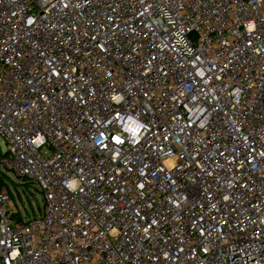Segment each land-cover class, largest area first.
<instances>
[{"label":"built area","instance_id":"1","mask_svg":"<svg viewBox=\"0 0 264 264\" xmlns=\"http://www.w3.org/2000/svg\"><path fill=\"white\" fill-rule=\"evenodd\" d=\"M0 139V264H264V0H0Z\"/></svg>","mask_w":264,"mask_h":264},{"label":"rangeland","instance_id":"2","mask_svg":"<svg viewBox=\"0 0 264 264\" xmlns=\"http://www.w3.org/2000/svg\"><path fill=\"white\" fill-rule=\"evenodd\" d=\"M6 152L7 147L0 139V154L3 155ZM0 172L4 174L3 181L11 192L12 203L22 221L38 216L39 211L43 208V195L36 185L31 181L17 178L15 174L3 170L1 167ZM24 182L27 184L26 186H23ZM14 185H17V193L14 191Z\"/></svg>","mask_w":264,"mask_h":264},{"label":"trees","instance_id":"3","mask_svg":"<svg viewBox=\"0 0 264 264\" xmlns=\"http://www.w3.org/2000/svg\"><path fill=\"white\" fill-rule=\"evenodd\" d=\"M4 156H5V154H3V155L0 154V158H2ZM3 177H4V174L2 172H0V186H4L5 185V183L3 181ZM22 180L28 181L26 179H22ZM26 185L27 184L24 182L23 186H26ZM14 191H16V193H17V185H14ZM9 194H10V197H11V192L10 191H9ZM11 199H12V197H11ZM40 213H41V211H39L38 216L40 215ZM38 216H35V217H38ZM32 218H34V217H32ZM14 219L17 220V221H22V219L20 218V216L18 214H17V216H14Z\"/></svg>","mask_w":264,"mask_h":264}]
</instances>
